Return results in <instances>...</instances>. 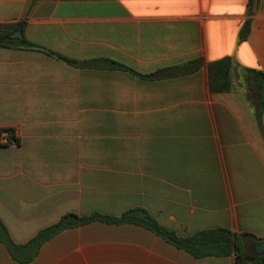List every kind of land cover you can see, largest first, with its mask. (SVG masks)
Instances as JSON below:
<instances>
[{
  "label": "crops",
  "instance_id": "crops-1",
  "mask_svg": "<svg viewBox=\"0 0 264 264\" xmlns=\"http://www.w3.org/2000/svg\"><path fill=\"white\" fill-rule=\"evenodd\" d=\"M249 1L0 0L14 38L0 46V222L16 245L68 213L137 208L180 237L264 242V110L260 126L246 76L264 72V0L251 15ZM30 255L0 240V264H237L132 222L69 228Z\"/></svg>",
  "mask_w": 264,
  "mask_h": 264
},
{
  "label": "trees",
  "instance_id": "trees-1",
  "mask_svg": "<svg viewBox=\"0 0 264 264\" xmlns=\"http://www.w3.org/2000/svg\"><path fill=\"white\" fill-rule=\"evenodd\" d=\"M255 0L249 1V15L252 14ZM250 31V19L247 21L242 37L245 38ZM14 38L8 33L0 38V46H6ZM32 48H38L27 41H23ZM53 55L52 53H49ZM116 67L125 66L114 63ZM127 69V68H126ZM246 76L250 81L251 90L256 93L258 105L256 107L257 122L261 126V114L264 110V72L246 69ZM15 143L18 140L14 138ZM7 143H12L8 140ZM92 221H107L112 223L132 222L153 230L157 235L164 238L179 249H183L197 258L203 257H224L235 255L237 264H264V255H259L254 251L252 245L247 244L248 234L234 233L229 229H210L196 233L190 237H180L174 232L162 228L158 222L144 209H132L125 212L120 217H109L99 213L89 217H80L74 213L64 215L59 222L40 231L34 239L27 245H16L10 238L6 227L0 222V240L7 246L11 255L21 261L27 262L32 256L24 257L26 252L36 253L42 244L60 232L74 228ZM252 236L250 235V238Z\"/></svg>",
  "mask_w": 264,
  "mask_h": 264
},
{
  "label": "water",
  "instance_id": "water-1",
  "mask_svg": "<svg viewBox=\"0 0 264 264\" xmlns=\"http://www.w3.org/2000/svg\"><path fill=\"white\" fill-rule=\"evenodd\" d=\"M252 246L257 254L264 255V242H260V239L253 237Z\"/></svg>",
  "mask_w": 264,
  "mask_h": 264
},
{
  "label": "rangeland",
  "instance_id": "rangeland-1",
  "mask_svg": "<svg viewBox=\"0 0 264 264\" xmlns=\"http://www.w3.org/2000/svg\"><path fill=\"white\" fill-rule=\"evenodd\" d=\"M249 88H251L250 81H249ZM250 90V89H249Z\"/></svg>",
  "mask_w": 264,
  "mask_h": 264
}]
</instances>
